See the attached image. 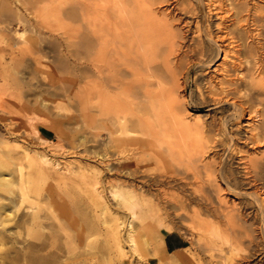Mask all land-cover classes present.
I'll return each mask as SVG.
<instances>
[{"label":"bare ground","instance_id":"bare-ground-1","mask_svg":"<svg viewBox=\"0 0 264 264\" xmlns=\"http://www.w3.org/2000/svg\"><path fill=\"white\" fill-rule=\"evenodd\" d=\"M50 1L15 0L21 9L0 0V189L18 209L28 204L23 222L43 224L42 195L76 174L16 138L23 132L55 156L62 143L43 136L37 117L74 118L50 96H29L20 67L74 94L82 110L96 108L85 113L102 122L114 151L104 140L99 151L85 144L97 164L77 175L88 200L115 215L121 252L125 241L136 252L149 245L153 264H264V0ZM53 15L64 21V56L45 33ZM54 65L67 74L63 86L51 79ZM193 84L216 112L188 110ZM174 230L189 246L167 257L158 247ZM31 255L28 264H57Z\"/></svg>","mask_w":264,"mask_h":264},{"label":"rangeland","instance_id":"rangeland-1","mask_svg":"<svg viewBox=\"0 0 264 264\" xmlns=\"http://www.w3.org/2000/svg\"><path fill=\"white\" fill-rule=\"evenodd\" d=\"M56 1L51 0L50 2L54 3ZM10 2L14 8L17 7H21V9L24 8L23 6L17 4L15 0H10ZM1 17L2 16L0 13V18ZM54 17H55L54 15L51 16V19L53 20H51L52 23L50 22V29H49L50 31L46 29L45 33L46 35L48 34L47 38L50 37L51 40L59 41L61 43L60 53L64 56L66 55V44L63 39L64 21L61 17L58 18L59 20L58 19L55 20ZM14 24L15 22H13V25ZM30 35L31 34L29 32L26 33L27 37H29ZM56 67L58 68L55 70ZM52 68L54 72L53 71L51 72L50 75L52 76L51 79L55 81L57 86H63L60 81L63 82L64 80H66L67 74H65L66 72L62 69V65H58V66L54 65L52 66ZM13 70L10 72L16 73V71L13 72ZM19 70L20 73H18L17 71V75L19 76L17 75L16 76L20 80H23L25 82V78H26L27 84H30V82H32L30 85H26V83H23V85L25 84L24 85L25 88H23V90H25L29 96H32L33 98L34 94H38L46 98L47 100L48 97L50 96L49 100L50 101L52 100L51 102L53 101L57 102L60 105H62L63 108L65 107L62 113H65V115L66 114L72 115V117H74L73 119H67V117L66 118L61 117L55 112H50L49 114L43 113L44 115L42 113H39L37 117L39 118L38 119L39 121L36 120L37 121L36 123L38 124V125L36 124V126L39 127L40 131H41V127L43 126V129L47 134V135L43 134V136L47 140L53 142L54 144H59V143L62 144L59 145L60 147L57 146L58 152L56 155L54 154L55 156H53V154H51L52 152L50 149L41 147V144H38V141H34L33 139L27 138L28 136L25 133L21 132L20 134L15 135L17 139L20 138V141H22L23 144L27 139L25 145L28 146L29 150L34 149L35 153L37 151L39 152L45 151L51 158L59 161V167L62 169L66 166L65 164L68 163L69 164L68 167L69 168L71 167L74 170L73 173L76 175L79 173L78 168L80 166L92 167L93 164L94 165L97 164L93 162L91 163V161L86 160L85 156L88 154L84 152L85 151L84 149L86 148L85 144L87 148L89 149L91 148L90 151L92 150L99 151L101 150V145H102L101 143L104 140L110 146V152L112 150L114 151V149L111 147L112 143L111 141H109L108 134L105 131L101 132L100 130V126L102 125V122L101 121L95 122V119L93 120V118L89 116V115L93 116L97 114L96 108L89 107V109L87 108L86 110H82V106L81 104H79L80 102L77 100L78 97L76 98L72 96L74 94L69 92V95L71 94V96L70 98H68L66 92H64L63 90L56 89L53 87L49 88L50 79L43 80V78L40 77L39 73L37 74V72H32L30 68L20 67ZM34 73L38 75V78L35 76ZM10 80L12 82L13 79L10 78ZM29 88H31L32 90ZM35 90L38 91L35 92ZM44 91H46L45 94L42 93ZM76 92L78 91H75V93ZM49 93L50 95H47ZM64 95L66 96V98ZM186 101H187V108L190 111L201 110L203 113L210 112L212 114L217 111L216 107L214 108L213 105L205 101V99L196 91V87L194 84L190 86V88L186 93ZM49 104L52 103L49 102ZM94 109L95 111H93ZM222 109L228 110L227 107H222L219 108L218 110H222ZM82 111L83 113H81ZM85 111L86 112L89 111L88 112L89 115L85 113ZM90 111L92 112L93 115L90 114ZM83 114H87L89 117L84 118ZM245 116H246L245 118H247L248 115ZM43 121L46 122L49 121V123H51L50 126L49 123L48 126L42 125ZM2 123L5 125L4 122L0 121V128L2 126L1 129L5 130L6 126H4ZM19 126H21L20 123ZM21 131L23 130L21 129ZM81 134L85 136L84 142L80 139ZM21 139H23L24 141ZM32 140L33 142H31ZM31 152L34 153V151ZM76 175L72 174L71 177L69 175L68 176L64 175L63 178L61 179L62 181H60L61 183H59L60 185L59 189L58 190L57 188L55 190L50 189L49 195L51 197L46 192L45 194L42 195L45 198L42 197L43 201L41 200L42 202L40 201V203L41 205H43L42 207L44 208L42 212L43 213L42 216L44 217L43 220L45 222H43V224L41 225L38 224L36 225L31 223V221L28 220L29 218H27L26 221L27 223L23 222L21 215L23 214L25 215L26 213L31 211V209L28 208V204L23 205L20 209H18L17 201L16 202L12 201L9 192H6L3 188H2L3 191H1L0 189V205H4V209L0 208V213H2L1 217L6 220L3 226L0 225V232H1L0 233L1 235L0 264H28L26 256H29L31 254H32L31 256L34 257H38L41 255L46 260L55 259L57 264H153L155 263L156 259L153 258L152 251L150 250L151 248L149 245H145V246L140 245L138 247V252H136L133 251L132 248H130V246L127 244V242L124 241L121 244L122 250L123 249L124 250L123 252H121L118 243L115 241L112 230L110 231V229H112L110 227L111 225H109L112 224V222L109 221H111L112 216L115 215L113 214L111 215L110 213L104 214L102 210L95 203L88 200V197L85 196V193L82 192L85 189L83 188L84 187L83 182L80 179V177ZM41 187H44L43 183H41ZM229 197L234 198L233 196H229ZM110 202H112V200L109 199V203ZM44 213L48 214V216L46 215L47 218L44 216L45 215ZM57 214L59 215V217L57 216ZM53 215H55V218ZM119 216L121 217V219L127 220V216L124 213L119 212ZM56 217H58L61 220L60 221L57 218V221L58 220L60 221L59 223L62 224L63 221V224L65 225L64 226L62 224L63 228H65L64 231L59 229L60 228L59 223L55 221ZM115 220H116L115 217H113V221ZM88 234L93 236H90ZM169 235H171V240L174 241V243L178 244L180 247L173 249L174 246H168L166 244L167 242L166 239L167 236ZM45 241L48 244L46 247L47 249H41L39 246L29 247V245L32 244L31 242H33V244L34 243L37 244ZM49 243L54 244L53 245L54 247L52 249L50 248ZM188 246H189V241L187 240V238H185L182 234H180V232L174 230L170 234L164 235V240L160 242L158 249L161 254H165V256L169 257L170 256L169 251L182 252L184 251V248ZM47 251L50 252L47 254Z\"/></svg>","mask_w":264,"mask_h":264},{"label":"crops","instance_id":"crops-1","mask_svg":"<svg viewBox=\"0 0 264 264\" xmlns=\"http://www.w3.org/2000/svg\"><path fill=\"white\" fill-rule=\"evenodd\" d=\"M41 132H42V134L47 135L45 133L44 129H43V126L41 127ZM166 240H167L166 244L168 246H174L173 249H175L177 247H180L178 244L174 243V241L171 240V235L167 236V239Z\"/></svg>","mask_w":264,"mask_h":264},{"label":"trees","instance_id":"trees-1","mask_svg":"<svg viewBox=\"0 0 264 264\" xmlns=\"http://www.w3.org/2000/svg\"><path fill=\"white\" fill-rule=\"evenodd\" d=\"M172 250V249H171Z\"/></svg>","mask_w":264,"mask_h":264}]
</instances>
